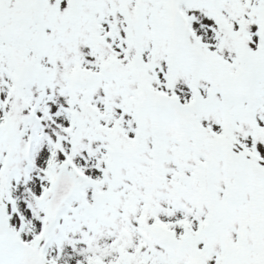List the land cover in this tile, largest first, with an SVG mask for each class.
Masks as SVG:
<instances>
[{"label":"snow or ice","instance_id":"obj_1","mask_svg":"<svg viewBox=\"0 0 264 264\" xmlns=\"http://www.w3.org/2000/svg\"><path fill=\"white\" fill-rule=\"evenodd\" d=\"M0 264H264V0H0Z\"/></svg>","mask_w":264,"mask_h":264}]
</instances>
